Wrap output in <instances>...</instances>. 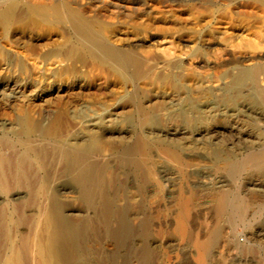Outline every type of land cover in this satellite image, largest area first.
Listing matches in <instances>:
<instances>
[{"label": "bare ground", "instance_id": "obj_1", "mask_svg": "<svg viewBox=\"0 0 264 264\" xmlns=\"http://www.w3.org/2000/svg\"><path fill=\"white\" fill-rule=\"evenodd\" d=\"M19 1L21 3H24V4L26 2V4L30 3L34 6L37 5V8L29 10V9H24L22 7H17L16 10L12 13L9 9L7 10L5 8V6L7 4H9L11 1L10 0H0V25L2 24L3 27H7L9 24H11L10 22H11V19L13 18L16 21V23L20 26V28L22 29V32H23L22 38H20V37L19 38L23 41L29 42L30 44L32 43V45H31L32 52H34L36 49H39V46H41L43 48H45V47L47 48L48 46H51V48H47L50 50L49 54H51L57 50L62 51L64 56H62V58L59 60V64L61 63V66H63V68H65V70H71L73 72L76 71L77 64H79V63L82 64L84 56H86V55L89 56L92 54V52L90 51V50H92L91 48L89 50L86 47L82 46L81 43L78 42V40L82 38L81 28L83 27V25L90 23V22H96V23H99V24L106 26V27H113L114 29H116L118 31H122V29H125V27H127L128 29L130 28L132 30L141 32V34H143V36H144V39H143L144 41H141V40H139L138 37H135V39L136 38H138V39L133 41V43L128 46V48L130 47V51H132V52L141 51L140 49L142 48L143 52H140V53H143V54H144V52H146L148 54H152V52L156 49L159 50V53L160 52L162 53V56H164L163 57L164 59L150 60L151 61V67L149 66L150 67L149 68L146 65L145 66L147 67V70H150V71L152 70V73L154 71V74L156 72L155 70H157L160 74L162 71H164V72L167 71L168 77L164 76L166 73L164 75L159 74L160 77L158 75V81H157V82H159L158 90L151 89L152 87L149 88L148 85H147L148 86V88H147V87H144L145 85L142 86L139 84L143 88H140L139 90L137 89L138 93L136 96H138V94H139V98H141V102H142L141 106H139L140 104H138L139 107L137 109H135V111H134V114L137 116V120L133 125H131V123H129L130 120L127 121L128 122V130H129L128 134L129 133H133V134L134 133L135 134L141 133L143 135V136L141 135V137L139 139L137 138L135 142L132 140L135 143L134 144L135 149H136V150L134 149L135 151L139 152L143 148L145 150V147L147 150H148V148L150 149V147L151 148L152 147H157V148L162 147L161 149H163L164 148L163 146H166L167 147L166 151H164V153L162 152V155H164V157H167V160L169 158V161H171L172 159L170 160V158H173V159H175L176 163L178 162L180 164V163H182L183 160L179 157V151L183 150V148L187 147V146H185L186 142L190 144V141H189V139H187L186 136H188V135L192 136V134H195V133H199L198 135H200V134L206 135L207 130H208L207 128L210 125H219V126L223 125L225 123L226 118H229V117L231 118V115H232V114H227V111H233L234 113H240L241 110L242 111L244 110L245 112L248 110L251 112H257L258 111V112H261L262 114H264V85L263 86L260 85V82L263 81V83H264V0H113V2H111L110 0H19ZM20 2H18V3H20ZM117 15H120V17L122 15L123 18H121L120 21L119 20H117L116 22H115V20L112 21L113 19H115V17H117ZM8 35H10V34H8ZM85 35H86V32H85ZM156 37H162L164 39L167 37L168 38L170 37V42L168 43V45L162 47L161 44H158V42H155ZM89 38H91V37H89ZM41 39H44L45 41L40 42ZM106 39H108V37ZM109 39H111V38H109ZM171 39H172V41H171ZM81 41H82V39H81ZM21 45H23V44H21ZM221 46H223V47L225 46L224 49H222ZM53 47L57 48V50L52 49ZM153 47L155 49H153V51H152ZM219 47H221V50ZM157 50H156V52H157ZM176 53L178 55H179V53H180V55H185L186 59L188 58L192 61L196 60V62L195 63H189V66H187V65H185L186 62L184 64V61H182V60H180V61L175 60V58H177ZM221 53L228 56V59L226 61H224L222 63L218 62V63H213V64L207 63L205 61L206 56L207 57L208 56H216V55L218 56V54H221ZM148 54H145V56L147 55V57H148L149 56ZM157 54H156V56H157ZM136 56H138V55H136ZM136 56L131 55L128 58V61L130 62L131 66H134L133 72L136 75V77H140L148 71H145V69L143 68L145 62L140 61ZM140 56H138V57H140ZM158 56H159V54H158ZM49 57H50V55H49ZM24 58H26V57H24ZM159 58H161V57H159ZM249 60L253 61V65L250 67H244L243 63L246 61H249ZM0 61H2V60H0ZM95 61L98 62L97 67L103 72L102 68L105 67L104 66V61H105L104 58L96 57ZM116 61L117 60H115V62ZM118 61H119V59H118ZM118 64H120V65H118ZM118 64H115V66H112L110 68V70L114 74L119 76L120 81L122 83H124L122 85H125V83L128 81L127 77L128 76L130 77V75H129V73H128V75L126 74L127 75V77H126V75H124V73H123L124 71L122 72V69H121V68H123V67H121L122 63H118ZM126 64H127V66H124V67H126L128 69L129 63H126ZM41 65H43V64H41ZM87 65H88V63H87ZM87 65H86V67H87ZM48 66H50V65H48ZM90 66H91V64H90ZM92 68H93V66H92ZM153 68L155 70H153ZM82 69H83V67H82ZM107 69H105V70H107ZM195 69L212 70V71H214L213 72L214 74L212 76L204 77V78L198 77L194 73ZM221 70H223V71H221ZM46 72H47V69H46ZM184 72H186V73H184ZM125 73H127V72H125ZM63 74H64V72H63ZM101 76L104 77V75H101ZM45 77H47V76H45ZM45 77H44V79H46ZM79 77H80L79 80L83 81L84 78H82L81 76H79ZM172 77H174V78H172ZM86 78H87V76H86ZM175 78H177V79H175ZM130 79L131 78H129V81H130ZM132 79H133V77H132ZM154 79H155V77L153 78V80ZM0 82H1V80H0ZM31 82H32V79L29 78L28 76H24L20 80L19 79L15 80V83L17 84L16 87L21 89L22 91L26 90L27 85L29 86ZM34 82H35V80H34ZM37 82H39V81H37ZM133 82H130V83H133ZM48 83H49V81H48ZM88 83H90V82H88ZM83 84H85V83H83ZM119 84H120V82H119ZM214 84H216V85H214ZM133 85H136V84H133ZM151 85H153V83ZM156 85H154V87H156ZM78 87H79V89H81V85L80 86L78 85L77 88ZM73 88H74V86H73ZM83 88H84V86H83ZM101 88H103V87H101ZM137 88H138V85H137ZM134 89H136V88H134ZM3 90H2V92H3ZM16 90H15V92H16ZM125 90H124V92H125ZM29 91L31 93V90H29ZM131 91H132V89H131ZM18 92H19V90H18ZM47 93H49L47 90L46 91L44 90L40 94L37 93V95L32 96L33 97L32 100L34 101V103H35V101H44L46 98H48ZM98 93H101V91H98ZM7 94H8V92H7ZM27 94H28V92H27ZM5 95H6V93H5ZM127 95L130 96L129 94H127ZM9 96H12V95H9ZM1 98H6V96L1 97ZM6 99H8V97ZM73 99H74V97H73ZM77 99H78V97H77ZM108 99L109 100L112 99L115 102V105H116L115 110H117V109L122 110L123 108L127 109L130 107V104H129V106L127 104V101L129 102L130 100L126 99V93H121V95H118L114 98L111 97ZM17 100L18 99H16L15 101L17 102ZM1 101H2V99H1ZM4 101H5V99H4ZM13 102H14V100H13ZM29 102L28 103L25 102L26 104L23 103V105L22 104L17 105L18 108H17V114L15 115L16 117L13 120V122L10 120L12 122V128L10 131V135L12 137V140L15 137L21 138L23 140L29 139L33 136L39 137L40 140L38 138L35 139V137H33V138L35 140L46 142V144L48 145L47 150L50 152V154L55 155L59 159L60 163L61 164L63 163L61 166H63V168H65V170L70 169V165H68V163H67L68 158H69L68 148H69L70 144L68 145L67 143H65L68 147L66 145H65L66 147H64V145L61 144V142H62L61 137L63 136V135H61L63 133L62 127H64L62 120H61L62 115H64L63 110L60 111L57 109L56 115H54L48 119L42 120L41 122H36L35 121L36 119H34V117L31 115V112H32L31 107L33 108V106L29 105ZM131 103H133L132 100H131ZM96 105H98V104H96ZM92 106H93V104H92ZM6 107H8V106H6ZM102 107H104V106H102ZM70 108H71V106H70ZM158 109L161 110L160 112H163V110L166 111L167 112L166 115L169 117V118L168 117L167 118L171 122H173V124L174 123H175V125L178 124V127L179 126L181 127L180 131H178V132H180L179 134L182 135L183 137L174 138V136H173L174 139L171 138L170 139L171 142H165L163 139H160L157 136V134H155V130L158 129V127H161V125H159L160 124V121H159L160 118H158V115L156 113ZM103 111L106 112L107 109L106 110L103 109ZM35 112H36V110H35ZM102 112H100V113H102ZM112 112H114V111H112ZM127 112L128 111L126 110L125 113H127ZM128 113H130V111ZM108 114H110V113H108ZM121 114H123V113H121ZM249 114H252V113H249ZM127 115L128 114H126V116ZM166 115H165V117H166ZM252 115L254 116V114H252ZM94 116H96V115H94ZM127 119L128 118H126V120ZM101 120H102L101 118L96 116L95 121L93 120L94 121L93 126H99L101 124ZM251 120L252 121H250L249 123L243 124L242 128H243V130L255 133L256 135L259 134V137H261V140L263 141V145H261V146H263V148L261 147L259 152L256 151L254 153V151H252L253 153H249L247 156H245L242 159H239V158L236 159L234 157H231L230 155H225L220 151L221 149L216 150V148H215V151L213 154L215 157H218V158H221V156L224 157V162L222 163V165L224 166L223 169L225 171L226 177L228 178L229 182L230 181L233 182L234 180L241 179L244 176H248L247 178L257 176L258 179L260 180L262 186H264V130H261L260 128H258L257 124L253 121V119H251ZM165 121H167V120H165ZM174 121H176L177 124ZM80 122L82 123V121H80ZM69 125H71V124H69ZM8 128H9V126H8ZM73 129H74V127H73ZM74 130H70V131L72 132ZM86 131H88V130H86ZM67 132H68V129H67ZM67 132H65V133H67ZM203 132H205V133H203ZM68 133H70V132H68ZM165 134H166V132H165ZM91 135H93V134H91ZM6 136H8V135H6ZM178 137H179V135H178ZM193 137H192V139H194ZM103 138H104V136H103ZM168 138H170V137H168ZM204 138H205V136H204ZM131 139H132V136H131ZM182 139H183V141L185 139V141L182 142ZM15 140H16V138H15ZM81 140H83V139H81ZM97 140H99V139L98 138L94 139L95 142H98ZM26 142H25V144H26ZM63 142H64V140H63ZM199 142H201V140ZM192 143H194V141ZM32 144L33 143H31V141H30L29 146L31 145V148L34 147ZM127 144H129V143H127ZM16 145H18V144H16ZM1 146H2V143L0 142V190L6 194L10 193V190H12L11 187L20 188V190L21 189L27 190L29 193V197H28L29 200L27 201L28 204H31V205L35 204L37 200L41 199L44 196L45 192L47 191V189L50 185V183H49L50 178L48 177L49 174L47 176L49 179L45 178V177L39 178V177H36L35 174H33V175L31 174L34 159L29 155L27 148L26 149L23 148L22 151H19V152H21L19 155L7 156L6 154H4L2 152ZM74 147L81 148L79 146L78 142H76L74 144ZM125 147H127V145ZM204 147H206V145ZM211 147L212 146H210L209 149H211ZM202 148L203 147H201V149ZM190 149H192V148H190ZM206 149H208V148H206ZM250 149H251V146H250ZM70 150H73V149H70ZM94 151H96V149ZM36 152H38V151H36ZM73 152H74V150H73ZM97 152H99V151H97ZM103 152H105V151H103ZM159 152H160V150H159ZM227 152H229V151H227ZM149 153H151V152L149 151ZM50 154L48 153V155H50ZM83 154H85V153L83 152ZM94 154H96V153H94ZM140 154H143V153H140ZM90 155H92V154H90ZM180 155H182V154L180 153ZM77 156H81V155L78 153ZM160 156H161V154H160ZM82 157L83 156H81V161L83 160ZM235 157H236V155H235ZM84 158H86V157H84ZM93 158H96V157H93ZM52 159H53V156H52ZM74 160H76V158ZM93 161H94V159H93ZM219 161H221V159ZM85 163L87 164L88 162H85ZM129 163H132V162H129ZM45 164H46V162H45ZM74 164H76V163H74ZM185 164H187V163H185ZM92 165H93V163H92ZM92 165H90V166H92ZM150 165H149V167H152ZM173 165H174V163H173ZM182 165L180 164V166H182ZM72 166L73 165H71V168H73ZM105 166H107V165L105 164ZM147 166H148V164H147ZM147 166H146L145 159H144L143 161H138L136 163V168L134 169L135 171L137 169L138 175H140V180L139 179L138 180L143 183V186L145 183H147L145 180L150 175V174H148ZM218 166H220V164ZM42 167L44 168L43 164H42ZM78 167L76 170H78ZM96 167L98 168V165ZM57 168H58V166H57ZM60 168L62 169V167H60ZM49 169H51V168H49ZM217 169H219V168H217ZM52 171L50 173H52ZM70 171H71V169H70ZM74 171H75V169H74ZM95 171L96 170L93 169V167H92L89 170V176L86 178H84L83 175H82L83 178L82 177L76 178V175L79 172L76 174V171H75L74 175L75 174L76 175H75V178L73 180L74 181L73 183L76 184L78 187H80V185L82 186V184H85L84 188H86V192H85L86 195H84V196L86 198L85 199V202L87 203L86 206L90 210H97V211L102 212L104 215L105 222L108 223L107 225L109 226V224L113 220V219H111L112 215H114V213L117 211L120 212L119 208L116 206V202L118 201V199H117L116 195H112L111 193H108V194L106 193L104 196V199L96 207V205L94 203L95 199L93 200V198H94V195L96 194V190H98L97 189L98 188V182L100 180L98 179L99 181L97 182ZM71 172L73 173V171H71ZM83 172H84V169H83ZM152 172H153V170H152ZM45 173H48V170H47V172L45 170ZM43 174H44V169H43ZM124 174H126V173H124ZM153 175H155V174H153ZM56 176H57V174H56ZM181 177H182V173H181ZM55 178L56 177H53V180ZM100 178H101V176H100ZM106 178H108V177H106ZM150 179H148L147 181L150 182ZM152 179H151V181H152ZM154 179H156V178H154ZM133 180H134V178H133ZM151 184H152V182H151ZM233 185H235V184L233 183ZM102 186H103V184H102ZM106 186H108V185H106ZM115 187H117V186H115ZM124 187L125 186H123L122 188H124ZM149 187H151V186H149ZM82 188H83V186H82ZM261 188H263V187H261ZM69 189H71V188H68V190ZM143 189H144V187H143ZM217 190H218V188H217ZM73 191L74 190H72L71 192H73ZM143 191H145V190H143ZM143 191L141 193H144ZM104 192H105V190H104ZM176 192L178 193V191H176ZM236 192L232 188L228 189V190H221V192L218 195L214 194L216 196L211 201L208 200L209 202H212L210 209L213 213V217L215 220L214 223L216 222L217 225L213 228L211 227L212 229L210 228V230L207 231L208 232L207 237L204 241L196 242L195 246H196V248L198 247L197 249L199 250V253L202 256H207L211 252L212 247L216 244L217 240L220 239L219 238L220 230H221L223 223L226 224L228 227H232L233 225H235L237 227L238 223H240V224L242 223L241 227H243L242 225L244 223H246V224L248 223L247 218H249L248 217L249 211H253V212H251L253 215H259V216L264 213V205H261V203L259 205H255L256 203L252 205L250 202H245L246 200L244 201L238 195L239 194L238 189ZM85 193H83V194H85ZM121 193H123V192H121ZM132 193L135 194L136 192H132ZM139 193L140 192H138V194L136 193V195H139ZM184 193H185V191L179 192L178 195H176V202H175L176 203L175 204V210L177 213H179L178 214L179 218L177 217L179 219L178 220V226L176 228L177 231L175 233H177L179 236H183V237L185 234V227H186L185 215L188 212H190L192 209L195 208L192 205V199L194 198L193 200L195 203V199L199 197V196L196 197L195 193L194 194H195L196 198L193 197L192 194L187 195V193H185V194ZM79 194H80V196L83 195L82 193H79ZM203 195H205V194H203ZM127 197H128V195H127ZM136 197H138V196H136ZM155 197H157V196H155ZM158 197H159V195H158ZM256 197H258V196H256ZM7 198H9V197L7 196ZM122 198L124 199L123 196H122ZM143 198H145V197H143ZM254 198H255V196H254ZM204 199H205V197H204ZM40 201L41 200H39V202ZM45 201H46V199H45ZM119 201H120V203L122 202V200H119ZM260 202H262V201H260ZM151 204H150V206H151ZM48 205H49V203H48ZM124 205H126V204H124ZM153 205H154V203H153ZM14 206H15V204H14ZM17 206H19V205H17ZM131 206H134V205L132 204ZM64 207H65L64 203H62L61 201H57V200L54 201L53 209L55 211L54 212L55 215H56V213H61L64 210ZM127 207H129V206H127ZM135 207H136V209L137 208L140 209L142 207L141 203L136 204L134 206V208ZM143 207H144V210H147V209H145L144 204H143ZM7 208H9V207H7ZM27 209H26V213H27ZM73 209L75 210L76 208H73ZM85 210H87V209L85 208ZM141 210H142V208H141ZM141 210H139V211H141ZM97 211H96V214H97ZM129 211H131V209H129ZM19 212H21V208L20 209L19 208L14 209L12 212V216H10V218L8 217L7 219L4 216L0 215V264H95V263L97 264V262L103 261V258H101V255L99 254V252H97L95 250V248L92 247V244L90 246L87 244V242H85V237L87 235L86 231L91 227L90 221L85 220L82 224H79L81 221L77 223L74 220V218H76V217H74L73 215L72 216L74 218L61 217V216L58 218H52L50 224H48L50 228L48 229L49 233H48L45 240L41 239L40 234L38 232L34 231L31 235L29 232V235L27 237L19 236L18 239L16 238L17 241H13L12 240L13 233L11 231L10 221L12 220L13 217L16 218V220L14 221L15 224L23 221L24 218L22 219V215H20ZM34 212H36V211L34 210ZM125 212H126V210H125ZM69 213H71V212H69ZM38 214H39V212H38ZM89 214H90V212H89ZM90 215L89 216L91 218L92 214H90ZM29 216H31V215L29 214ZM29 216L27 218V221L28 222L31 221L32 226H34V223L36 224L37 222H38L37 225H39V221L36 220L37 218L34 219V218L30 217V221H29ZM125 216H127V214ZM41 217H42V215H41ZM250 219H252V217ZM262 221H264V220H262ZM24 222H26V220ZM125 222L126 221H124L123 218H120L117 227L115 229H112L110 232L111 239L113 240V243H115V248H114L115 251L112 254L110 253L111 255H109L108 258L110 257L111 260H114V261L116 258L123 259V261H124L126 258V254H127L126 249H127V247L129 249V246L131 245V243H130L131 232L134 229H129L127 227L129 225H126ZM97 224H100V223H97ZM218 224H219V226H218ZM258 225L259 224H257V226ZM25 227H26V225H25ZM99 227H100V225H99ZM101 227H103V226H101ZM101 227H100V229H102ZM136 228H137V226H136ZM43 229H44V227H43ZM137 232L139 233V230ZM187 232H188V230H187ZM87 233H88V231H87ZM105 233L106 232H104V234ZM134 233H136V232H134ZM134 233L132 232V234H134ZM203 233L205 234V232H203ZM92 235L94 237L96 236L95 234H92ZM263 235H264V233H263ZM45 236H46V233H45ZM101 237H100V239H101ZM103 237L105 238V236H103ZM89 238H91V236H89ZM96 240H98V238H96ZM104 240L102 239V241H104ZM136 240H138V239H136ZM180 240H182V239H180ZM190 240H192V239H190ZM235 240H237V239L235 238ZM109 241H110V239H109ZM134 241H135V239H134ZM92 242H90V243H92ZM186 242H187V240H186ZM189 242H191V241H189ZM193 242L194 241L192 240V244H193ZM93 243L95 244V242H93ZM146 243H147V240H146L145 235H144L139 239L138 244H140V247H142V251H143V254H141V257H142V255H144L145 258L147 255L146 254V248H145V246L147 245ZM235 244H236V242H235ZM135 245H136V241H135ZM214 247H216V246H214ZM258 248L260 250V247H258ZM237 250H238V248H237ZM105 252H107V251H105ZM130 252H132V250ZM256 252L258 254H260L258 251H254V249L252 250L250 247L239 248V254L243 255V256L249 255V254L253 255V254H256ZM136 254H138V253H136ZM104 257L107 258V255L105 254ZM130 257H132V256H130ZM202 259H201V261H202ZM107 262H109V261H107ZM205 262H206V260H205ZM121 264H124V263L122 262ZM203 264H207V263H203Z\"/></svg>", "mask_w": 264, "mask_h": 264}, {"label": "rangeland", "instance_id": "obj_2", "mask_svg": "<svg viewBox=\"0 0 264 264\" xmlns=\"http://www.w3.org/2000/svg\"><path fill=\"white\" fill-rule=\"evenodd\" d=\"M10 1L11 2L9 4H7L5 6V8L7 10L9 9L12 13L16 10L17 7H22L24 9H29V10L37 8V5L34 6L30 3L26 4V2L24 4V3H21L19 0L18 1L17 0H10ZM110 1L113 2V0H110ZM18 2H20V3H18ZM121 18H123L122 15H121V17H120V15H117V17H115V19H113L112 21H114V20H115V22L117 20L120 21ZM13 20L14 19L12 18L11 22H10L11 24H9L7 27H3L2 24L0 25V60H2V61H0V80H1V82H0V92H1L0 93V139H1L0 142L2 143L1 150L7 156H10V155L16 156V155H19L21 153L19 151H22L23 148H25V149L27 148L29 155L34 159L31 174L32 175L35 174V176L39 177V178H44V177L50 178V179L48 178L50 185H49L47 191L45 192L46 195L44 194V196L41 199H39L42 202L41 201L39 202V200H37L36 203L32 204V205L28 204V202H27L29 200V198H28L29 193L27 190H24V189L20 190V188L11 187L12 190H10V193H7V194L3 193L0 190V215L4 216L7 219L8 217L10 218V216H12V212L14 209H17V208L20 209L21 208V212H19V213H20V215H22V219L24 218L23 221H21L17 224H15V222H14L16 220V218H14V217H13L14 219L12 218V220L10 221L11 231L13 233V235H12L13 241H17L19 236L27 237L29 235V232L31 235L34 231L38 232L40 234L41 239L45 240L48 233H49L48 229L50 228L48 224H50L52 218H58L60 216L61 217H70V218L76 217V218H74V220L77 223L81 221L79 224H82L85 220L90 221L91 227L89 228L90 230L89 229L87 230L88 233L86 231L87 235L85 237V242H87V244L90 246L92 244V247H94L95 250L97 252H99V254L101 255V258H103V261L97 262V264H109V263L110 264H121L122 262L124 264H203V263H207V264H264V235H263V233H264V221H262V220H264V213L261 214L262 216L261 215L259 216V215H253L251 213L253 211H249L248 212L249 218H247L248 223L247 224L244 223L242 225L243 227H241L242 223L241 224L238 223L237 227L235 225H233L232 227H228L226 224L223 223L221 230H220V236H219L220 239L217 240L216 244L214 245L216 247L213 246L211 252L207 256H202L199 253V250L197 249L198 247L196 248V246H195L196 242H201V241H204L206 239L207 233H208L207 231L210 230L211 227L213 228L217 225L216 222L214 223L215 220L213 217V213L210 209L212 202H209V201H211L216 195H218L221 192V190H228V189L232 188L236 192L238 189V193H239L238 195L244 201L246 200L245 202H250L252 205L255 203H256L255 205H259L260 203H261V205H264L263 204L264 203V186H262L258 177L254 176V177L247 178L248 176H244L245 178L243 177L241 179L234 180L233 182H231V181L229 182L228 178L226 177L225 171L223 169L224 166L222 165V163L224 162V157L221 156V158H218V157H215L213 154L215 151V148H216V150L221 149L220 151L225 155H230L231 157H234L236 159H238V158L242 159L245 156H247L249 153H253L252 151H254V153L256 151L259 152L261 147L263 148V146H261V145H263V141L261 140V137H259V134L256 135L255 133L243 130L242 125L245 123L246 124L249 123L250 121H252L251 119H253V121L257 124L258 128H260L261 130H264V114H262L261 112H258V111L257 112H251L248 110L246 112L244 110L243 111L241 110L240 113H234L233 111H227V114H232V115H231V118L230 117L226 118L225 123L223 125H220V126L219 125H210L207 128L208 130H207L206 135L205 134L198 135L199 133H195V134H192V136L191 135L186 136L187 139H189L191 145L186 142L188 145L185 143V146H187V147L183 148V150H180L181 152L179 151V157L183 160L182 163H180V164L181 165L183 164L185 167L183 165H182L183 167L180 166V164L178 162L176 163L175 159L170 158V160L171 159L172 160L169 161V158L167 160V157H164V155H162V152L164 153V151H166V148H167L166 146H163L164 147L163 149H161L162 147H160V148H157V147L151 148L150 147V149L148 148V150L152 154L149 153V151L145 147V150L143 148L142 150L139 151L140 153H143V154H140L138 151H135L136 149H135V145H134L135 143L134 142L136 141L137 138L139 139L142 134L141 133H136V134L135 133L134 134L129 133L128 134L129 130H128V122L127 121L130 120L129 123H131V125H133L137 120V116L134 114V111H135V109H137L142 104L141 98H139V94H138V96H136L138 93V90L140 88H143L140 85H142V86L145 85L144 87H147V88L149 86V88L152 87L151 89L158 90L159 82H157V81H158V75L160 73L153 68V70L156 71L154 74V71L152 73V70L151 71L147 70V67H149V66L151 67V61L150 60L164 59L163 58L164 56H162V53L161 52L159 53V50H157V49H156L157 52H156V50L153 51V49H155L154 47L152 48V51H153L152 54H148L146 52H144V54L140 53V52H143L142 48L140 49L141 51H134V52L130 51V47L128 48V46L130 44H132L133 41H135L138 38H139V40L144 41L143 40L144 36H143V34H141V32L132 30L130 28H129L130 29L129 30L127 27H125V29H122V31H118V30L114 29L113 27H106V26H103V25L96 23V22H90V23L83 25V27L81 28V35H82L81 39H82V41H81V39H79L78 42L81 43L82 46L86 47L89 50L91 48L92 50H90V51L92 52V54L89 56L88 55L84 56L82 64L81 63L77 64L76 71L73 72L71 70H65V68H63V66H61V63L59 64V60L62 58V56H64V54L62 51H58L57 48H55V47H53L52 49H55L57 51H54L51 54H49L50 50L47 49V48H51V46H48L47 48L46 47L43 48V47L39 46V49H36L34 52H32V48H31L32 43L30 44L29 42H26V41H23L20 39V38H22V35H23L22 29L16 23V21L15 20L13 21ZM85 32H86V35H85ZM8 34H10V35H8ZM89 37H91V38H89ZM107 37H108V39H106ZM135 37H138V38L135 39ZM109 38H111V39H109ZM43 41H45V40L41 39L40 42H43ZM171 41H172V39H171ZM155 42H158V44H161L162 47H164V46L168 45V43L170 42V37L169 38L167 37L165 39L162 37H156ZM21 44H23V45H21ZM221 47H222V49H224L225 46L224 47L221 46ZM221 47H219L220 50H221ZM157 53L159 54V56ZM145 54H148L149 58L147 57V55L145 56ZM156 54L158 57L156 56ZM49 55H50V57H49ZM131 55H135V56L141 55L140 57H138V56H136V57L140 61L145 62L143 68L145 69V71H148V72H146L142 76H140L141 78L136 77V75L133 72L134 66H131L130 62L128 61V58ZM176 55H177V58H175V60H179V61L182 60V61H184V64L186 62L185 65H187V66H189V63H195L196 62V60L192 61L188 58L186 59V56L180 55V53H179V55L176 53ZM24 57H26V58H24ZM96 57H102L105 60L104 61L105 67L102 68L103 72L97 67L98 62L95 61ZM159 57H161V58H159ZM118 59H119V61H118ZM205 59H206L205 61L207 63H212V64L218 63V62L222 63L228 59V56L221 53V54H218V56L217 55L216 56H208V57L206 56ZM115 60H117V61L115 62ZM40 63L43 65H41ZM87 63H88V65H87ZM118 63H122L121 67H123L124 69L123 68H121V69H122V72L124 71L123 72L124 75H126V74L128 75V73H129L130 77L129 76L128 77L131 78L129 81V78L126 75L128 81L125 83V85H122L124 83H122L120 81L119 76H117L116 74H114L110 70V68L112 66H115V64H118ZM126 63H129L128 69L130 71L126 67H124V66H127ZM90 64H91V66H90ZM243 64H244V67H250L253 65V61L249 60V61L244 62ZM48 65H50V66H48ZM86 65H87V67H86ZM118 65H120V64H118ZM92 66H93V68H92ZM82 67H83V69H82ZM46 69H47V72H46ZM105 69H107V70H105ZM207 70L208 69H195L194 73L198 77H203V78L212 76L214 74L213 73L214 71H212V70L207 71ZM221 71H223V70H221ZM63 72H64V74H63ZM125 72H127V73H125ZM184 73H186V72H184ZM167 74H168L167 71H165V72L162 71L160 75H164L165 77H168ZM85 75L87 76V78ZM101 75H104V77H102ZM160 75H159V77H160ZM24 76H28L29 78H31L32 82L30 83L29 86L27 85L26 90L22 91L21 89L16 87L17 84L15 83V80L16 79L20 80ZM45 76H47V77H45ZM79 76L84 78L83 81L79 80L80 79ZM44 77L46 79H44ZM132 77H133V79H132ZM154 77H155V79L153 80ZM172 78H174V77H172ZM175 79H177V78H175ZM34 80H35V82H34ZM47 80L49 81V83ZM37 81H39V82H37ZM82 82L85 84H83ZM88 82H90V83H88ZM119 82H120V84H119ZM130 82H133V83H130ZM152 83H153V85H151ZM133 84H136V85H133ZM78 85L79 86L81 85V89H79V87L77 88ZM137 85H138V88H137ZM154 85H156V87H154ZM214 85H216V84H214ZM260 85L261 86L264 85L263 81L260 82ZM73 86H74V88H73ZM83 86H84V88H83ZM101 87H103V88H101ZM134 88H136V89H134ZM14 89L15 90L17 89L16 92ZM123 89L125 90V92ZM131 89H132V91H131ZM2 90H3V92H2ZM18 90H19V92H18ZM29 90H31V93ZM44 90L45 91L47 90L49 92V93H47L48 98H46L44 101H35V103H34V101L32 100V98H33L32 96L37 95V93L40 94ZM98 91H101V93H98ZM7 92H8V94H7ZM27 92H28V94H27ZM5 93H6V95H5ZM121 93H126V99L130 100L129 101L130 103L126 100L128 106L130 104V107L127 109L123 108L122 110L124 112L121 109H117L118 111L115 110V108H116L115 102L112 99L111 100L108 99L111 97L114 98L118 95H121ZM127 94H129L130 96H128ZM9 95H12V96H9ZM5 96H6V98L8 97V99L1 98V97H5ZM76 96L78 97V99ZM73 97H74V99H73ZM11 98L14 100V102ZM1 99H2V101H1ZM4 99H5V101H4ZM16 99H18L17 102L15 101ZM131 100L133 103L135 102L134 103L135 105L133 103H131ZM25 102H27V103L29 102V105L33 106V108L31 107V111H32L31 115L34 117V119H36L35 120L36 122H41L42 120L48 119V118L56 115L57 109L60 111L63 110L64 115H62L61 120H62L64 127H62L63 133L61 135H63L62 136L63 138L61 137V141H62L61 144L64 145V147L67 146L65 143H67L68 145L70 144V146L68 148L69 158H68L67 163H68V165H70V169H71V171H73V173L70 171V169L65 170V168H63V166H61L63 163L61 164L59 159L55 155L50 154V152L47 150L48 145L44 141H39L40 140L39 137L33 136V137H35V139L38 138L39 140H35L33 137L26 139V140L15 137L16 140H15V138H13V140H12V137L10 135V131L12 128V122L16 117L15 115L17 114V108H18L17 105H20V104L23 105V103L26 104ZM92 104H93V106H92ZM96 104H98V105H96ZM138 104H140V105L138 106ZM6 106H8V107H6ZM70 106H71V108H70ZM102 106H104V107H102ZM103 109L104 110L107 109V111L104 112ZM35 110H36V112H35ZM126 110L128 112L130 111V113H128V112L125 113ZM112 111H114L115 113ZM160 111L161 110L158 109L156 113L158 115V118H160V120H159L160 124L159 125H161V127H158V129L155 128L156 129L155 134H157V136L160 139H163L165 142H171L170 139L173 138V136H174V138L183 137L182 135L179 134L180 132H178V131H180L181 127L180 126L178 127L177 122L174 121V122H176L177 125H175V123L173 124V122H171L168 119L169 117L166 115L167 112L164 110H163V112H160ZM100 112H102V113H100ZM108 113H110V114H108ZM121 113H123V114H121ZM249 113L254 114V116L252 114H249ZM93 114L102 119L101 124L99 126H93L95 118H96V116H94ZM126 114H128L127 115L128 117L126 116ZM165 115H166V117H165ZM126 118H128V119L126 120ZM165 120H167L169 123ZM80 121H82V123ZM69 124H71V125H69ZM8 126H9V128H8ZM73 127H74V129L76 128L77 130L76 129L74 130ZM67 129H68V132H70V133L67 132ZM70 130H74V131L71 132ZM86 130H88V131H86ZM65 132H67V133H65ZM165 132H166V134H165ZM203 133H205V132H203ZM91 134H93V135H91ZM6 135H8V136H6ZM178 135H179V137H178ZM103 136H104V138H103ZM131 136H132V139H131ZM204 136H205V138H204ZM168 137H170V138H168ZM192 137L194 139H192ZM96 138L99 139V140H97L98 142L94 141V139H96ZM81 139H83V140H81ZM63 140H64V142H63ZM200 140H201V142H199ZM30 141H31V143H33L32 145L34 146L32 148H31V145L29 146ZM184 141H185V139H184ZM184 141L182 139V142H184ZM193 141H194V143H192ZM25 142H26V144H25ZM76 142H78L79 146L82 149L79 147L78 148L74 147V144ZM127 143H129V144H127ZM16 144H18V145H16ZM126 145H127V147H125ZM205 145H206V147H204ZM249 145L251 146V149H250ZM210 146H212L211 149H209ZM201 147H203V148L201 149ZM190 148H192V149H190ZM206 148H208V149H206ZM70 149H73L74 152H73V150H70ZM95 149H96V151H94ZM159 150H160V152H159ZM36 151H38V152H36ZM45 151L46 152L48 151V152L46 153ZM97 151H99V152H97ZM103 151H105V152H103ZM227 151H229V152H227ZM83 152L85 154H83ZM93 152L96 154H94ZM48 153L50 155H48ZM78 153L81 156H83L82 161H81V156H77ZM159 153L161 154V156ZM180 153L182 155H180ZM90 154H92V155H90ZM235 155H236V157H235ZM52 156H53V159H52ZM84 157H86V158H84ZM93 157H96V158H93ZM75 158L77 161L74 160ZM93 159L95 162L93 161ZM144 159H145L146 166L148 164L147 169H148V174H150V175H149V177L146 178L145 181L147 183H145L143 186V183L141 181H139L140 175H138L137 169H136V171L134 169L136 168V163L138 161H143ZM220 159H221V161H219ZM45 162H46V164H45ZM85 162H88V163L86 164ZM129 162H132L133 164L129 163ZM215 162L216 163L218 162V163L216 164ZM74 163H76V164H74ZM92 163H93V165H92ZM173 163H174V165H173ZM185 163H187V164H185ZM42 164H43L44 168L42 167ZM105 164L107 166H105ZM219 164H220V166H218ZM71 165H73L72 166L73 168H71ZM90 165H92V166H90ZM97 165H98V168L96 167ZM149 165L152 167H149ZM57 166H58V168H57ZM76 166L77 167L79 166L78 170H76L77 169ZM60 167H62V169ZM92 167H93V169L96 170L95 175H96L97 182L100 180L98 182V188H97L98 190H96V194L94 195V198H93V200L95 199L94 203H95L96 207L104 199V196L106 193L107 194L111 193L112 195H116L118 201L122 200V202H123V203L121 202L122 204L120 203V201L116 202V206L119 208L120 212L117 211L114 213V215H112L111 219H113V220L111 221V223H110L111 225L109 224V226L107 225L108 223L105 222L104 215L102 212L97 211V210H90L86 206L87 203L85 202L86 198L84 196V195H86V193H85L86 188H84L85 184H82V186H83V188H82L81 185H80V187H78L76 184L73 183L75 175L78 172L79 173L76 175V178L77 177L83 178V176H84V178H86L89 176V170ZM42 168L44 169V174H43ZM49 168H51V169H49ZM217 168H219V169H217ZM74 169L76 171L75 175H74V173H75ZM83 169H84V172H83ZM45 170H46V172L48 170V173H45ZM152 170H153V172H152ZM51 171H52V173H50ZM124 173H126V174H124ZM181 173H182V177H181ZM48 174H49V176H48ZM56 174H57V176H56ZM153 174H155V175H153ZM100 176H101V178H100ZM53 177H56V178L53 180ZM106 177H108L109 179ZM133 178L135 181L133 180ZM150 178L151 179L153 178L152 181ZM154 178H156V179H154ZM148 179H150V182L147 181ZM151 182H152V184H151ZM233 183L235 185H233ZM102 184H103V186H102ZM106 185H108V186H106ZM115 186H117V187L119 186V187L117 188ZM123 186H125V187L122 188ZM149 186H151V187H149ZM143 187H144V189H143ZM261 187H263V188H261ZM68 188H71V189L68 190ZM217 188H218V190H217ZM142 189L145 191H143ZM72 190H74V191L71 192ZM104 190H105V192H104ZM141 190L144 193H141L142 192ZM183 190L185 191V193H187V195L192 194V196L195 197V194H196V197L199 196L198 198L195 197L196 198L195 203L193 200L194 198L192 199V205L195 208L193 207L194 209H192L190 212H188L185 215L186 227H185L184 237L179 236L177 233H175L177 231L176 228L178 226V220H179L178 219L179 213H177L175 210L176 195H178L179 192H184ZM131 191L136 192L137 194H138V192H140V193H139V195H136V193L133 194ZM176 191H178V193ZM121 192H123V193H121ZM79 193H82V194L85 193V194L80 196ZM126 194L128 195V197ZM203 194H205V195H203ZM214 194H216V195H214ZM158 195H159V197L161 196L162 198L161 197L159 198ZM7 196L9 198H7ZM122 196L124 197V199L126 201L122 198ZM136 196H138V197H136ZM155 196H157V197H155ZM254 196H255V198H254ZM256 196H258L259 198ZM143 197H145L147 200ZM204 197H205V199H204ZM45 199H46V201H45ZM56 200L64 203L65 207L61 213H56V215H55L53 205H54V201H56ZM260 201H262V202H260ZM48 203H49V205H48ZM138 203L139 204L141 203L142 210H141V208L140 209L139 208L136 209V207L134 208V206ZM153 203H154V205H153ZM14 204H15V206H14ZM124 204H126L129 207H127ZM132 204L134 206H131ZM143 204L145 206V209H147V210H144ZM150 204H151V206H150ZM17 205H19V206H17ZM7 207H9V208H7ZM73 208H76V209L74 210ZM85 208L87 210H85ZM128 208L131 209V211H129ZM26 209H27V213H26ZM34 210L36 212H34ZM125 210H126V212H125ZM139 210H141V211H139ZM96 211H97V214H96ZM38 212H39V214H38ZM40 212L41 213L43 212L44 214L43 213L41 214ZM69 212H71L72 214ZM89 212H90V214H92L91 218H90L91 215L89 214ZM29 214L31 216H29ZM116 214L117 215L119 214V215L117 216ZM126 214H127V216H125ZM41 215H42V217H41ZM28 216H29V221H30V217L34 218V219L37 218L36 220L39 221V225H37L38 224V222H37L36 224L34 223V226H32L31 221L30 222L27 221ZM251 217H252V219H250ZM120 218H123L124 221H126L125 222L126 225H129L127 227L129 229H134V230H132V232L133 233L136 232V233L132 234V232H131V240H130L131 245L129 246V249H128V247L126 249L127 254H126L125 260L123 261V259L116 258L114 261V260H111L110 257L108 258V256L111 255L115 251V249H114L115 243H113V240L111 239L110 232L112 229H115L117 227ZM25 220H26V222H24ZM96 222L100 223V224H97ZM257 224H259V225L257 226ZM25 225H26V227H25ZM99 225H100V227L103 226V227H101L102 229H100ZM136 226H137V228H136ZM218 226H219V224H218ZM43 227H44V229H43ZM138 230H139V233L137 232ZM187 230H188V232H187ZM104 232H106L107 234L106 233L104 234ZM203 232H205V234ZM45 233H46V236H45ZM92 234H95L96 236L94 237ZM144 235H145V238L147 240V243H146L147 245L145 246L146 254H147L146 258L144 255H142V257H141V254H143V251H142V247H140V244H138L139 239ZM89 236H91V238H89ZM103 236H105V238ZM233 236L237 240H235V238ZM100 237H101V239H100ZM96 238H98L99 241L96 240ZM102 239L103 240L105 239V240L102 241ZM109 239H110V241H109ZM134 239L136 241V245L138 244L137 246L135 245ZM136 239H138V240H136ZM180 239H182V240H180ZM190 239H192L194 241L193 244H192V240H190ZM186 240H187V242H186ZM89 241L90 242L93 241V242H95V244L93 242L90 243ZM189 241H191V242H189ZM235 242H236V244H235ZM217 245L218 246L220 245V246L218 247ZM243 247H250L252 250L254 249V251H258L260 254H258L256 252V254H253L254 256L252 254L245 255V256L240 255L239 254V248H243ZM258 247H260V250ZM237 248H238V250H237ZM131 250L133 253L130 252ZM105 251H107L108 253ZM136 253H138V254H136ZM105 254L107 255L108 259L104 257ZM130 256H132V257H130ZM201 259H202V261H201ZM205 260H206V262H205ZM107 261H109V262H107Z\"/></svg>", "mask_w": 264, "mask_h": 264}]
</instances>
